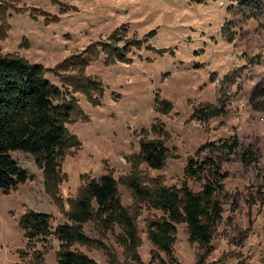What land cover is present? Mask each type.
<instances>
[{
	"label": "rangeland",
	"instance_id": "rangeland-1",
	"mask_svg": "<svg viewBox=\"0 0 264 264\" xmlns=\"http://www.w3.org/2000/svg\"><path fill=\"white\" fill-rule=\"evenodd\" d=\"M247 1L0 0V20L6 22L0 21V55L42 64L48 69L45 76L68 100V86L51 69L121 26L114 40L135 45L128 63L106 66L100 53L86 67L85 74L103 84L99 105L73 94L78 110L66 127L80 146L71 147L62 161L59 204L46 192L35 158L11 153L30 178L8 193L0 190V264H57L58 240L50 235L28 241L21 217L29 210L49 213L54 231L67 222L65 213L86 180L110 172L119 180L122 204L135 217L141 262L118 243L120 227L107 232L95 221L84 225V233L104 249L78 243L73 249L98 264H159L157 256L166 259L147 237L149 221L161 212L137 203L121 181L132 171L139 140L158 138L153 124L163 129L169 158L161 169L138 165L145 183L157 179L180 187L188 158L210 143L198 157L213 159L228 174L223 219L205 264H264V0ZM156 93L172 103L170 113L155 111ZM209 104L222 114L207 120L193 115L196 107ZM233 138L239 146L227 154L221 146ZM247 151L256 162H243ZM188 184L201 190L199 181ZM200 253L189 241L186 224H179L174 257L181 264H197Z\"/></svg>",
	"mask_w": 264,
	"mask_h": 264
},
{
	"label": "trees",
	"instance_id": "trees-1",
	"mask_svg": "<svg viewBox=\"0 0 264 264\" xmlns=\"http://www.w3.org/2000/svg\"><path fill=\"white\" fill-rule=\"evenodd\" d=\"M237 1L242 4L249 2ZM0 21L2 24L5 22L4 18ZM122 27L117 28L108 39L91 43L84 51L72 54L51 69L68 86L66 94L70 100L64 97L60 87L45 76L48 69L42 64L30 63L20 56L0 55V190L8 193L30 178L28 171L11 156L12 152L21 151L35 158L43 172L46 192L59 204L58 185L64 178L62 161L70 153L71 147L80 146L77 137L66 127L78 110L73 94L85 95L95 106L100 104L104 97L103 84L85 74V69L100 53L105 56L106 65L129 62L128 54L135 45L127 40H123L121 45V41L114 40L116 32ZM154 109L158 113L168 114L173 105L156 93ZM196 114L200 119L207 120V117L222 113L221 109L209 104L196 107L193 115ZM151 131L160 133L158 138L139 140V152L132 161V171L121 181L132 191L137 203L161 212V216L150 220L147 226L148 239L159 252L166 255L167 260L160 256L155 258L156 261L160 260L159 264H181L174 257L173 246L177 226L182 223L186 224L189 241L196 243L202 251L197 264H205L212 251L217 226L223 219V202L226 198L223 180L228 174L222 173L221 167L213 159L198 157L205 148L213 146L210 143L201 145L195 155L188 158L184 168L185 179L180 187L167 186L157 179H154L153 185L145 183L138 165L145 163L151 169H161L169 158L162 127L153 124ZM238 146V140L233 138L231 142L223 143L221 148L227 154H233ZM256 161L253 153L245 152V164ZM189 180L199 181L201 190H193L188 184ZM118 183L119 180L111 172L99 178H88L77 198L71 201L69 212L65 213L67 222L58 225L54 231L51 230L52 216L49 213L27 211L20 219L25 237L28 241H34L53 235L59 242L57 264H98L92 257L73 249L76 243L104 249L100 241L84 233V225L95 221L107 232L120 227L118 243L137 262H141L137 252L141 239L136 220L122 204ZM40 257L36 255V258ZM152 258L154 261V256Z\"/></svg>",
	"mask_w": 264,
	"mask_h": 264
},
{
	"label": "crops",
	"instance_id": "crops-1",
	"mask_svg": "<svg viewBox=\"0 0 264 264\" xmlns=\"http://www.w3.org/2000/svg\"><path fill=\"white\" fill-rule=\"evenodd\" d=\"M117 29V28H116ZM130 54V53H129ZM129 54H128V56H129ZM104 63H105V56H104ZM117 63H123V62H116V63H114V64H117ZM114 64H111V65H114ZM106 65V64H105ZM111 65H106V66H111ZM105 92V91H104Z\"/></svg>",
	"mask_w": 264,
	"mask_h": 264
}]
</instances>
